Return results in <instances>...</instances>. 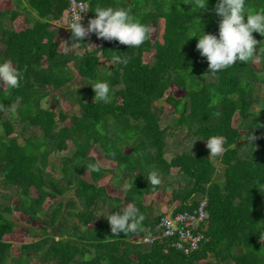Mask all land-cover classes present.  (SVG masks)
I'll return each mask as SVG.
<instances>
[{
    "label": "trees",
    "instance_id": "16d2710c",
    "mask_svg": "<svg viewBox=\"0 0 264 264\" xmlns=\"http://www.w3.org/2000/svg\"><path fill=\"white\" fill-rule=\"evenodd\" d=\"M83 1L88 5L85 26L97 7L113 6L130 9L149 28L162 24V34L154 39L150 34L138 48L94 33L76 46L68 30L65 41L70 43L60 51L58 22L64 19L66 25L69 0H13L14 7L0 9V60H12L22 72L19 88L0 89V193L8 195L0 208V264L13 250L7 236L20 230L31 233L48 214V226L58 221L61 237L44 234L41 225L37 232L42 236L25 240L12 259L21 264H29L31 256L44 264H264V184L255 186L264 183V74L252 66L253 59L212 74L196 49L197 38H189L199 20L204 32L218 33L220 17L207 11L217 0H208L207 9L199 11L195 0ZM246 7L264 11V0H246ZM15 21L23 27H15ZM253 36L264 41L259 33ZM263 49L258 44L255 56L264 68ZM77 80L85 87L75 85ZM97 80L110 83V103L93 101L90 85ZM171 87L184 94L176 97L168 92ZM62 88L67 91L58 95ZM48 94L51 100L45 106L41 100ZM162 98L176 114L173 124L203 141L200 149L165 156L170 127L162 125ZM15 129L19 134L11 136ZM250 133L256 137L252 146L239 142ZM213 136L226 141L222 156L209 153L207 139ZM96 145L129 176L127 191L99 184L109 169L93 166L89 152ZM54 152L62 158L60 177L46 168ZM174 167L187 183L168 207L192 211L201 200L208 201L200 227L207 240L188 254L161 237L158 223L166 213L152 217L155 210L144 204V196L159 191ZM87 169L90 177L82 176ZM153 170L160 173L159 185L146 179ZM71 189L75 196L63 212L62 200L53 201ZM51 201L57 205L52 211L44 208ZM103 202L110 215L134 204L145 217L138 231L112 237L107 218L97 215ZM10 214L18 219L27 215L30 229ZM68 222L72 230L65 237ZM210 256L214 261H208Z\"/></svg>",
    "mask_w": 264,
    "mask_h": 264
},
{
    "label": "clouds",
    "instance_id": "9594fccd",
    "mask_svg": "<svg viewBox=\"0 0 264 264\" xmlns=\"http://www.w3.org/2000/svg\"><path fill=\"white\" fill-rule=\"evenodd\" d=\"M76 1L82 4L83 9L79 8L73 12L71 9L72 0H69L68 14L71 20L69 19L68 26L67 23L65 25L67 31L71 32L70 42L74 45L82 44V41L93 33L97 38L107 41L114 40L122 45H127V48H138L149 39L152 29L135 19L131 15L130 9L113 6L97 7L94 11L95 17L90 18L85 26L83 20L87 14L88 5L83 0ZM207 4L208 0H195L198 11L207 9ZM207 11H214L220 17L218 33L204 32L203 25L199 20L197 30L189 38H197L196 49L202 57L206 58L208 72L218 74L237 62L246 63L252 60L259 43L253 33L264 36V11L249 12L246 0H217L214 9H207ZM120 59V57L116 58L117 61ZM124 63H127V58H124ZM21 79L22 72L14 66L12 60H0V89L6 88L9 91L17 89L20 87ZM90 86L95 93L93 101L110 103L111 86L107 80H97ZM3 108L4 105H0V110ZM245 139L251 145V141L256 137L250 133ZM225 143L224 138L213 136L207 139L206 146L211 155L222 156L225 151ZM92 170L98 171V168L93 167ZM146 179L153 186L161 183L160 173L157 170H153ZM261 184L264 183L258 181L255 186L259 189L258 186ZM106 218L112 237L137 232L145 219L134 204L128 205L123 211L119 210L111 215L108 214Z\"/></svg>",
    "mask_w": 264,
    "mask_h": 264
},
{
    "label": "rangeland",
    "instance_id": "374dc122",
    "mask_svg": "<svg viewBox=\"0 0 264 264\" xmlns=\"http://www.w3.org/2000/svg\"><path fill=\"white\" fill-rule=\"evenodd\" d=\"M14 7V2L13 0H0V9H5V8H11ZM68 14L66 15V18L68 19ZM72 16V15H71ZM64 19H62V21H59L58 23L60 24L61 29L57 30L58 33V41H60V51H64L66 50V32L67 29L65 28V25L63 24ZM67 26L70 24L69 19L66 21ZM162 23V22H161ZM14 26L15 27H23V22L22 21H15L14 22ZM150 28L152 29L151 32V38L154 39L156 37H160L162 34V31L160 29H162V24L161 26L157 25H150ZM256 38V37H255ZM257 39V38H256ZM259 41L258 44H262V46H264V41H260L259 39H257ZM65 44H63V43ZM3 46L0 44V51L3 50ZM72 49L74 51H81V50H75V47H72ZM264 50V49H263ZM80 53V52H78ZM148 56L149 54L145 53L144 55V59L148 60ZM103 64L102 65H106L109 63H106L104 61H102ZM15 65V64H14ZM72 65V64H71ZM47 66V65H45ZM252 66L257 68V72L264 74V68L262 67V62L260 61L259 57L255 56L252 60ZM73 74L76 75L77 71H73ZM77 79V78H76ZM75 85L76 84H81V89L84 88L85 86L82 85L81 80H77L74 82ZM263 88H264V83L262 84ZM67 91L66 88H62V89H57L56 92L58 93V95H63V93H65ZM168 92H173L174 95L176 97H181L184 94V90L182 89H177V88H173L171 87ZM167 92V93H168ZM262 93V92H261ZM51 100V94L46 95L45 98H43L41 100V102L43 103V105H47ZM159 105V102H156V106ZM162 106H164V115L162 117V125H168L170 127V129H168L169 135H168V140H167V144L165 147V156L168 159L174 158L177 155L181 154L182 152H194L198 149L201 148L203 141L198 138L196 135H194L193 133H189L187 131L186 128L183 129V127L177 126L173 124V119L175 117L176 114H172L173 111V107L170 106L169 104H167L166 102L163 101L162 98ZM254 107V106H253ZM74 110L70 111L69 113V117L71 115V112H73ZM6 117V116H5ZM69 117L65 120L66 123L70 122ZM237 115L234 117L233 119V123L237 122ZM3 120L6 118H2ZM4 130V126L2 124H0V132H2ZM19 132L17 129H15V132L11 135V136H16L18 135ZM246 139H240L239 142H243ZM195 141V142H194ZM194 142V143H193ZM89 157H91L93 159V166H101L104 168H108L109 169V174L107 173L105 175V177H103L99 184H110L113 187L116 188H120L121 190H123L124 192L127 191V189L129 188L128 180H129V176H127V174H125L124 172H121L120 170H118L116 168V163L113 161H110L107 156H106V152H103L102 149L96 145L94 148H92L89 152ZM61 157L59 156V153H52L50 154V157H48V161H47V170H49V172H51L52 174L55 175V177H60L59 171L61 170ZM217 161V160H216ZM179 168L174 167L172 169V172H170L168 177H164L162 179V186L160 188L159 191L155 192V193H149L146 194L144 196V204L145 206H152V208L155 210L154 211V215L152 217H155L157 215H160L161 213H169V211H171V208L168 207V202L171 201V198L174 194L181 192V191H185L186 188V179L185 177L180 174L178 172ZM90 171L91 169H87L85 172H83L82 176H88L90 177ZM222 169L219 170V175H221ZM167 178V180H165ZM165 180V181H164ZM64 184H66L65 182H63ZM115 191H120L119 189H116ZM35 192V191H33ZM3 194V195H2ZM2 194L0 193V208H2L4 206V201L8 202V195L5 192H2ZM75 196V190L71 189L70 191H68L67 193H65L64 195H62L61 197L55 199L53 201V203L56 200H62L64 206H63V212H67L69 211L66 207H67V202L70 201L71 199H73ZM12 203H15V200H12ZM52 203V201L50 202V204ZM58 204V202H57ZM178 203H175L174 205H176ZM56 204H51V206L49 207V203H46L45 205V209H49L52 211L54 207H56ZM105 203L103 202L101 204L100 210L97 213V215L99 217H101L102 219L106 218L108 216V214L110 213V209H107L104 207ZM123 207H127V205H123ZM66 209V210H65ZM159 211V212H157ZM23 217H21V219H18L17 216L15 214H10V218L11 219H17L19 220V224L26 227L27 229H30V225L26 222L27 219L29 218L27 215H23L20 214ZM110 215V214H109ZM39 216L41 217L42 215L39 213ZM50 216L49 214L44 216L43 222H37L36 224H34L35 226H32V232L28 233L25 230H20L21 233L19 234H10L7 236V240L11 241L14 243L13 246V250L11 253V257L6 261L5 264H18V262L21 264L20 260H16V259H12L16 257V255L18 254V252H20V247L22 245V243L25 240H29V239H34L36 237H41L42 235L37 232L40 231V227L41 225L44 226L45 231L44 234L47 235H51L57 238H60L61 236L58 234V221L55 222L54 225L52 226H48V223H50ZM33 225V224H32ZM65 229L67 231H71L72 227H71V223L68 222L65 225ZM88 257V256H87ZM29 260V261H28ZM27 262L29 264H44L41 261V258L39 256H31L30 258L28 257ZM18 261V262H17ZM208 261H214L213 257L210 256V259ZM52 264H56V262H53Z\"/></svg>",
    "mask_w": 264,
    "mask_h": 264
},
{
    "label": "built area",
    "instance_id": "2783aa9c",
    "mask_svg": "<svg viewBox=\"0 0 264 264\" xmlns=\"http://www.w3.org/2000/svg\"><path fill=\"white\" fill-rule=\"evenodd\" d=\"M79 8L83 9L82 4L72 0V11L75 12ZM207 205V199H203L192 211L173 212L171 210L164 214L158 223L161 237L171 239L172 245L185 254L198 249L207 240L200 230L207 217ZM150 239L153 238H145L147 241Z\"/></svg>",
    "mask_w": 264,
    "mask_h": 264
},
{
    "label": "crops",
    "instance_id": "0c3cea01",
    "mask_svg": "<svg viewBox=\"0 0 264 264\" xmlns=\"http://www.w3.org/2000/svg\"><path fill=\"white\" fill-rule=\"evenodd\" d=\"M72 227V226H71ZM58 234H59V231H58ZM60 235V234H59ZM67 235H68V231H67V233L65 234V237H67ZM57 239H59V238H57Z\"/></svg>",
    "mask_w": 264,
    "mask_h": 264
}]
</instances>
